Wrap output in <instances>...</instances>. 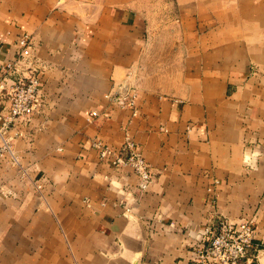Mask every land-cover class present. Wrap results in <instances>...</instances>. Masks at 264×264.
Listing matches in <instances>:
<instances>
[{
  "label": "crops",
  "instance_id": "obj_1",
  "mask_svg": "<svg viewBox=\"0 0 264 264\" xmlns=\"http://www.w3.org/2000/svg\"><path fill=\"white\" fill-rule=\"evenodd\" d=\"M25 36L43 98L0 162V264H193L223 217L264 264V0H0V79ZM127 137L146 191L92 146Z\"/></svg>",
  "mask_w": 264,
  "mask_h": 264
},
{
  "label": "built area",
  "instance_id": "obj_2",
  "mask_svg": "<svg viewBox=\"0 0 264 264\" xmlns=\"http://www.w3.org/2000/svg\"><path fill=\"white\" fill-rule=\"evenodd\" d=\"M22 52L20 58L5 66V75L0 79V162L8 161L20 166L14 150V141L19 132L11 133L19 122H30L42 102V77L40 69L29 66L27 57L30 40L27 36L19 40ZM113 102L130 107L136 113V94L121 91ZM96 115L97 113H92ZM102 161L114 166H130L139 177V188L146 191L153 180L150 164L143 149L127 137L120 151L105 144L100 139L92 141ZM256 236L255 217L232 220L219 219L206 229L198 246L193 264H256L250 248Z\"/></svg>",
  "mask_w": 264,
  "mask_h": 264
}]
</instances>
